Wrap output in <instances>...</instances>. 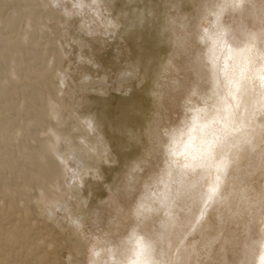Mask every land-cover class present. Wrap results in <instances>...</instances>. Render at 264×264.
<instances>
[{
	"label": "rangeland",
	"instance_id": "1",
	"mask_svg": "<svg viewBox=\"0 0 264 264\" xmlns=\"http://www.w3.org/2000/svg\"><path fill=\"white\" fill-rule=\"evenodd\" d=\"M6 1L1 30L10 31L12 19L22 25L0 39V132L6 121L29 130L58 125L60 114L71 144L86 152L61 140L48 144L65 157L58 189L34 191L31 200L16 174L22 141L9 155L0 137V185L12 188V196L0 192V216L15 215L13 232L28 238L12 244L11 233L0 230V263L127 264L140 238L156 264H257L264 244V123L210 196L207 170L170 150L197 115L211 121L210 130L220 127L213 118L230 78L248 81L252 97L262 90L254 73L264 71V0H100L101 20L90 15L92 0ZM229 49L250 50L249 65L235 63ZM113 66L137 81L104 82L102 91L78 87L83 77L101 80ZM24 142L27 151L38 143ZM75 162L82 169L72 180Z\"/></svg>",
	"mask_w": 264,
	"mask_h": 264
},
{
	"label": "bare ground",
	"instance_id": "2",
	"mask_svg": "<svg viewBox=\"0 0 264 264\" xmlns=\"http://www.w3.org/2000/svg\"><path fill=\"white\" fill-rule=\"evenodd\" d=\"M79 2H78V5H79ZM92 2L97 7L91 9L90 15L95 20L96 19L101 20L103 16L101 13L102 10L100 7V0H92ZM6 3H7L6 0H0L1 6L3 5L5 6ZM0 13L2 14L1 11ZM10 22L12 23L13 27L10 31L8 30L5 31L7 33L4 32V29L1 30L0 28V39L1 40H4L5 38H9V37L11 38V36L14 34L13 32L17 31L19 29V26L22 25L21 21L17 19L16 20L12 19L10 20ZM1 24L3 25V22L0 21V25ZM85 39L88 40L87 38ZM89 39L92 40L91 37ZM53 41L55 42V45L60 44L59 43L60 38L58 39L55 35L53 36ZM91 44L92 43L89 42V45ZM62 45H64L65 50L69 52V50L66 49L67 46L63 43ZM249 52L244 51V50L242 52H238V51H233L229 49L228 55L235 60V63L240 64V61H242L243 66L247 67L250 62V58L248 59L247 57ZM18 56H19V52H18ZM56 56H57L56 57L57 66L60 68L63 67L65 65V62H64L65 60L62 59L61 53L59 51H57ZM262 64L264 65V63ZM107 70L105 71L106 74L104 78L101 80L99 79L97 80L94 78L93 75L88 74L87 76L83 77L78 82V87L82 84V90L84 89V90H90V91H102L101 88L104 82H107V83L110 82L111 85L117 86L121 82L123 83V82H128V81H131V82L137 81L136 74L132 72L122 71L119 68H116L114 66L111 68V70H108V71ZM254 74H256V77H258V84L261 83L263 85V88H261L262 89L261 91L258 90L259 88L258 89L256 88L258 92V95L256 98L252 97L253 95L251 96V94L253 93L252 85L248 84V81L247 82L244 81L242 76L236 75L235 77L230 78L229 84L231 85L229 88L226 89V92H225L226 95L220 98L218 101L219 102L218 117L213 118V120H216L219 122L220 127H214L213 129L210 130L209 127L211 125L210 124L211 121L200 120V117L197 115L195 116L191 126L188 129L186 137L181 139L180 141L174 142L170 150L171 155L182 156L184 158V163L188 165H192V166L199 165L207 170V173L209 174L208 186H207V191H208L209 196L212 195L217 190L219 184L224 178L225 172L228 171L233 158L234 157L236 158L238 157V155H240L239 152L241 148L243 147V145L245 146V144L249 143L254 137H256V135L260 131V125L262 126L264 123V114H263L264 110L263 112H260L259 110V112L263 114L262 116L260 115L259 118L257 117V113H256V109L257 111L259 108H261V110L264 109V75H263L264 71L263 72L257 71ZM44 85H46V82H44ZM34 88H35V93H33L34 94L33 101L39 98L40 89L43 88V82L36 83ZM21 89H23V91L25 92L30 90L29 88H21ZM51 110L56 111L53 105H51ZM57 118H58V122L60 121L58 125H53V126L46 125L45 126L42 124H37L32 130L31 129L29 130L26 126V123L22 121L14 122V123L6 121L4 125L5 129L2 132H0V137L4 139V144L9 150L8 151L9 155H11L10 150H12L14 143H16L17 141L18 142L22 141V143H19V145H20V148L24 152L22 155V160L20 164L17 166L16 174L20 178L19 180L25 186L24 196L26 198H30V195H32L34 191L37 192V191L42 190V191L48 192L52 188L58 189V183H55L57 182L56 180L58 179V176L61 174V168L58 164L61 162V160L64 161L65 157L63 156L64 157L63 158L62 155L58 151H56V149L55 150L51 149L50 145L48 147V144H53L54 141L61 140V141H65V143L64 142L63 143L68 144L66 146H68L70 149L76 146V144H71L73 143L71 141L73 137H71L69 131H66V129L63 128L64 125L63 123H61V120H60L61 115L60 114L57 115ZM207 129L208 131L209 130L211 131L210 134L205 133ZM40 137H42L43 140H45V142H43L44 144H39ZM31 139L38 141L37 146L36 147L34 146L33 149H29L28 151L24 150L25 148L30 147L27 145V142L25 143L24 141H28L29 143V140ZM31 143L32 142H30V144ZM32 145L34 144L32 143ZM79 147L81 150L78 149ZM14 149L15 148H13V150ZM77 149L79 150V152L80 151L82 152L83 150L85 151L81 143H80V146L77 147ZM72 155L75 157L77 155V160L78 161L80 160L79 159L80 156L78 157V154L73 153ZM45 157H47V159H45ZM81 163L83 162L80 160L79 164ZM68 166H71V165H68ZM77 166L78 165H76V162L75 164H73V166H71L73 173H75V174L70 173L72 176L71 178L72 180L74 178H77V176L81 175V172L79 171L82 168L77 167ZM10 185L11 184L8 182L4 186L0 185V192L2 190L3 192L9 193V195L12 196L11 194L12 188ZM35 197L34 198L31 197L30 199L35 200ZM212 197H210V199ZM8 214L6 216H0V230H4L6 234L7 232H10L11 233L10 241L12 244H15L16 241L19 242V239H23V238L25 239L24 236H26L27 234H25L22 237V234L19 235L21 232H19V234L13 232V227H14L13 225L16 224L17 217H15V215L13 216L12 214L11 215L10 214L8 215ZM52 235L54 239L58 237L56 234H52ZM30 240H31V237H30ZM135 245L137 248H136V251L133 253L134 259L133 260L129 259L130 261L127 264H156L153 261V258L151 257V255L149 254L150 248L146 241L138 238L135 240ZM59 252H61V250ZM2 254L4 255V252ZM0 257L2 258L3 256H0ZM257 264H264V244H263V250L258 257Z\"/></svg>",
	"mask_w": 264,
	"mask_h": 264
}]
</instances>
